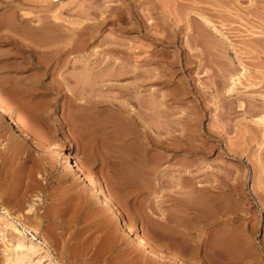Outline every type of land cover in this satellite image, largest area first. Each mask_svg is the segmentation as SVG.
I'll use <instances>...</instances> for the list:
<instances>
[{
	"label": "rangeland",
	"instance_id": "374dc122",
	"mask_svg": "<svg viewBox=\"0 0 264 264\" xmlns=\"http://www.w3.org/2000/svg\"><path fill=\"white\" fill-rule=\"evenodd\" d=\"M199 1L0 0V108L28 134L0 116V264L15 228L39 264H264V0Z\"/></svg>",
	"mask_w": 264,
	"mask_h": 264
},
{
	"label": "bare ground",
	"instance_id": "6f19581e",
	"mask_svg": "<svg viewBox=\"0 0 264 264\" xmlns=\"http://www.w3.org/2000/svg\"><path fill=\"white\" fill-rule=\"evenodd\" d=\"M193 2H194V0H192ZM201 1V0H200ZM199 1V2H200ZM209 1V0H208ZM218 1V0H217ZM224 1V0H223ZM239 1V0H238ZM143 2V1H142ZM145 2V1H144ZM198 1H196V3H197ZM204 2V0H202L201 1V3H203ZM214 2H216L215 0H214ZM140 3V2H139ZM205 3V2H204ZM208 3H210V2H208ZM212 3V2H211ZM232 3V2H231ZM226 4H229V3H226ZM197 5H199V3L197 4ZM210 5V4H209ZM215 5V4H214ZM220 5V4H219ZM259 5V4H258ZM201 6V5H200ZM216 6V5H215ZM218 6V5H217ZM220 7H222V6H220ZM224 7V6H223ZM214 8V7H213ZM209 9V8H208ZM224 9V8H223ZM263 9V8H262ZM219 11V10H218ZM199 14H201V15H204V14H202V13H199ZM253 15V14H252ZM257 15V14H256ZM260 15V14H259ZM258 15V16H259ZM193 16H191L190 18H192ZM193 18H195V17H193ZM201 18V17H200ZM206 18H207V16H206ZM166 19V18H165ZM196 19V18H195ZM194 19V20H195ZM193 20V19H192ZM195 21H197V19L195 20ZM199 21V20H198ZM197 21V22H198ZM204 21H205V23L207 24V25H209L210 26V22L208 21V20H206V19H204ZM212 22H213V20H211ZM177 22V21H176ZM179 22V21H178ZM181 23V22H180ZM196 23V22H195ZM202 23V22H201ZM197 24H200V21L197 23ZM197 24H194L195 25V27H196V25ZM145 25V24H144ZM203 25V23L201 24V25H199L200 27ZM264 25V24H263ZM214 26H216V25H214ZM193 27V25L191 26V28ZM203 27V26H202ZM175 28H177V27H175ZM197 28V27H196ZM208 28L209 27H207V34H209L208 32H211V30L209 31L208 30ZM217 28H218V26H217ZM193 29V28H192ZM204 29V31L203 32H205V25H204V28H202V30ZM219 29V28H218ZM217 29V30H218ZM195 30H197V29H195ZM194 30V31H195ZM221 30V29H220ZM173 32V31H172ZM179 32H180V30H179ZM223 32V31H222ZM221 32V33H222ZM145 33V32H144ZM174 33V32H173ZM181 33V32H180ZM202 33V32H201ZM149 34V33H148ZM195 34V33H194ZM198 34V33H197ZM192 35V34H191ZM202 35V34H201ZM204 35V34H203ZM202 35V36H203ZM206 35V34H205ZM224 35V34H223ZM166 36V35H165ZM198 36H200V35H198ZM207 36H210V37H207ZM206 36V38H200V39H202L203 41H205V39L207 40V42L205 43V44H208L209 45V47L211 48V46H212V43H210L209 41H211V42H213V38H214V36L212 35V33H211V35H207ZM155 37V36H154ZM193 37V36H192ZM194 38H196V36L194 37ZM212 38V39H211ZM197 39V38H196ZM199 39V38H198ZM198 39L197 40H191V42L192 41H194L195 43L197 42L198 44L197 45H199V41H202V40H199L198 41ZM209 39V40H208ZM215 39H218L217 37L215 38ZM164 40V39H163ZM51 41V40H50ZM202 41V42H203ZM215 41V40H214ZM217 41V40H216ZM48 42V41H47ZM53 42H55V41H53ZM209 42V43H208ZM215 43V42H214ZM219 43V42H218ZM43 44V43H42ZM48 44V43H47ZM203 44V43H202ZM205 44H203V47L205 46ZM43 45H45V43L43 44ZM190 45H192V44H190ZM196 45V46H197ZM201 45V44H200ZM214 45V47L212 48V49H210L209 47H207V45H206V47L208 48V49H210V50H216V49H218V46L217 45H215V44H213ZM220 45V44H219ZM222 46H224V45H221V47ZM217 47V48H216ZM207 48H203V54L205 53L204 52V49H206L205 51H207ZM216 48V49H215ZM201 50H202V48H201ZM210 50H208L209 52H210ZM57 51V50H56ZM56 51H55V54H53V56H54V58H55V60H56V62H63V61H61L63 58L64 59H67V58H65L64 56H66V55H64V54H62V53H56ZM191 53V52H190ZM213 53V52H212ZM215 53V52H214ZM211 54V53H210ZM49 55V54H48ZM205 55H206V53H205ZM237 55V54H236ZM86 56V55H85ZM89 56H91V54L89 55ZM196 56H197V54H196ZM67 57V56H66ZM81 57V56H80ZM215 57V56H214ZM237 57H238V55H237ZM84 58V57H83ZM89 57L87 56V58L86 59H88ZM195 58V57H194ZM200 58H202V57H200ZM51 59H52V57H51ZM85 59V58H84ZM217 59V58H216ZM222 59H224V58H222ZM79 60V59H78ZM203 60V59H202ZM202 60H200V61H202ZM212 60H214L213 58H212ZM241 60V59H240ZM65 61V60H64ZM71 61V60H70ZM76 61V60H75ZM184 61V60H183ZM189 61V60H188ZM192 61V60H191ZM207 61V60H206ZM205 61V62H206ZM216 61V60H215ZM234 61V60H233ZM232 61V62H233ZM55 62V63H56ZM72 62V61H71ZM209 62V61H208ZM207 62V63H208ZM73 63H75L74 62V60H73ZM72 63V64H73ZM203 62H201L200 64H202ZM211 63V62H210ZM221 63V62H220ZM225 63V62H224ZM227 63V62H226ZM225 63V64H226ZM70 64V63H69ZM184 64H187V63H184ZM222 64V63H221ZM228 65L227 66H230V65H232V63H227ZM230 64V65H229ZM227 66H222L224 69L222 70H220L222 73L223 72H227L226 70H228L229 72L228 73H230V72H232V74H233V71L231 70L230 71V69H232V68H230V67H227ZM233 66L234 67H238V66H235L234 64H233ZM242 66V65H241ZM70 67V66H69ZM72 67V66H71ZM87 67V66H86ZM201 67H202V65H201ZM221 67V66H220ZM233 67V68H234ZM67 68H68V66H67ZM74 68H76V67H74ZM73 68V69H74ZM77 68H78V66H77ZM85 68V67H84ZM83 68V70H86V69H84ZM90 68V67H89ZM227 68V69H226ZM88 69V68H87ZM235 69V68H234ZM233 69V70H234ZM82 70V71H83ZM225 70V71H224ZM219 71V72H220ZM242 71V70H241ZM220 72V74H222ZM85 73V72H84ZM226 74V73H225ZM224 73H223V75H225ZM245 74V73H244ZM243 74V75H244ZM261 74H263V73H261ZM74 75V74H73ZM91 75V74H90ZM222 75V76H223ZM242 75V76H243ZM85 76V75H84ZM219 76V75H218ZM226 76V75H225ZM228 76H229V74H228ZM227 76V77H228ZM67 76H65V78H66ZM70 77H72L71 75H70ZM75 77V76H74ZM74 77H72V78H74ZM77 77H79V75L77 76ZM81 77V76H80ZM162 77V76H161ZM224 77V76H223ZM226 77V78H227ZM230 77H231V79L234 81V83H236V81L238 80V81H240V78H237V79H234V77L233 76H231L230 75ZM262 77V76H261ZM225 78V77H224ZM223 78V79H224ZM258 78V77H257ZM264 78V77H263ZM86 79V78H85ZM84 79V80H85ZM228 79V78H227ZM259 79L261 80V78H260V76H259ZM258 79V81H260ZM80 80V79H79ZM231 80V81H232ZM65 81V84H67L68 83V80H67V83H66V80H64ZM76 83L77 82H79V81H77L76 79L74 80ZM81 81V80H80ZM263 81V80H262ZM262 81H260V82H262ZM84 82V81H83ZM82 82V83H83ZM225 82L226 81H224L223 82V84H225ZM241 82V81H240ZM80 83V82H79ZM89 83V82H88ZM227 83V82H226ZM256 83H257V81H256ZM238 84V83H237ZM240 84V83H239ZM236 85V84H235ZM238 86V85H237ZM256 86H257V84H256ZM225 87V86H224ZM236 87V86H235ZM234 87V88H235ZM258 87V86H257ZM81 88V87H80ZM223 88V87H222ZM259 88V87H258ZM82 89V88H81ZM237 89V88H236ZM84 90V89H83ZM236 91V90H235ZM234 91V92H235ZM229 93V92H228ZM131 97V96H130ZM228 97V96H227ZM200 98V97H199ZM225 98V97H224ZM230 98V97H229ZM257 100H259L258 98H257ZM203 101V100H202ZM242 102V101H241ZM110 103V102H109ZM113 103V102H112ZM88 104V103H87ZM86 104V105H87ZM122 104V103H121ZM120 104V105H121ZM254 104V103H253ZM256 104V103H255ZM118 105H119V103H118ZM126 105V104H125ZM262 105V104H261ZM263 105H264V103H263ZM84 106V105H83ZM116 105L114 104V107H115ZM122 106V105H121ZM246 106L247 105H245V107H244V110H246L247 111V109H246ZM253 106H256V105H253ZM88 107V106H87ZM92 107H94V106H92ZM117 107V106H116ZM120 107V106H119ZM128 107V106H127ZM127 107H126V110H127ZM152 107V106H151ZM83 108H86V107H83ZM89 108H91V106H89L88 107V109ZM113 108V107H112ZM154 108V107H153ZM157 108V107H156ZM262 108V107H261ZM3 109V108H2ZM1 108H0V116L2 117V120H4V122H6V124L8 123L10 126H12V127H14V131L15 132H17V134H18V136L20 137V138H24V139H28V134L26 133V131L22 128V126L20 125V124H17L16 122H14L9 116H7V112H6V114H5V112H3L4 110H2ZM94 109V108H93ZM119 109V111L121 110L122 111V109L121 108H118ZM255 109V108H254ZM262 109H264V107L262 108ZM128 110H130V111H132V112H134L135 113V111H134V109H133V107H130ZM154 110V109H153ZM241 110V109H240ZM243 110V108H242V110L240 111V112H242V111H244ZM118 111V110H117ZM124 111V110H123ZM253 111V110H252ZM156 112V111H155ZM245 112V111H244ZM250 112H251V110H250ZM249 112V113H250ZM262 112H263V110H262ZM125 113V112H124ZM133 113V114H134ZM140 113V112H139ZM157 113V112H156ZM248 114V113H247ZM140 115V114H139ZM129 121V120H128ZM131 121V120H130ZM139 121V120H138ZM256 123H258V124H264V115H263V117H260L259 119H256ZM145 128V127H144ZM261 129H262V127H261ZM13 130V129H12ZM264 131V130H263ZM175 135V134H174ZM177 136V135H176ZM161 144V143H160ZM61 162L65 165V166H67V167H69V168H72V169H74L76 172H78L80 175H81V177H82V181L83 182H85L87 185H88V187H90L91 188V190H92V194H95V195H97L98 196V198L103 202L102 204H104L105 206H107V207H109V208H111V209H114L115 207L112 205V202L111 201H109L108 200V198H107V194H105V190H102V188H99L98 186H97V184H96V182L94 181V179H93V176L91 175V173L88 171V169H86L85 167H83L82 165V167L80 166V165H78L76 162H73V161H71L65 154H62L61 155ZM180 177V176H179ZM182 178V177H181ZM188 178V177H187ZM184 180V179H183ZM180 182V181H179ZM182 182V181H181ZM186 182V181H185ZM187 183V182H186ZM191 183V182H190ZM181 184V183H180ZM193 185V184H192ZM198 185V184H197ZM197 185H196V187H197ZM176 186V185H175ZM190 186V185H189ZM204 186V185H203ZM181 187V186H180ZM194 187V186H193ZM203 188V187H202ZM179 189V188H178ZM197 189H199L198 187H197ZM204 189V188H203ZM209 190V189H208ZM186 191V190H185ZM180 192V191H179ZM182 194V193H181ZM187 194V193H186ZM205 195V194H204ZM206 195H208V194H206ZM210 195H212V194H210ZM209 195V196H210ZM202 199H203V197H202ZM206 199V198H205ZM209 199V198H208ZM222 204V203H221ZM32 210V206L29 208V211H31ZM113 212V211H112ZM115 214V213H114ZM116 215V214H115ZM118 219H120V218H118ZM120 225H123V223H121ZM124 226V225H123ZM15 228V227H14ZM15 230H16V232H18V236L15 238V240H14V243H13V245H11V247H8L9 248V253H10V255H11V264H39V263H41L42 261H43V259L47 256V254H46V252H45V250H43V246H42V244H41V242H39V241H37L36 240V238L34 237V236H32L30 239H27L24 235L25 234H23L19 229H17V228H15ZM224 231H225V229H223ZM127 232H130V229H127ZM224 234V233H223ZM135 236V235H134ZM146 240V238H143V237H141V238H137V237H135V240H137V242L138 243H140V244H146V242H145V240ZM221 240V239H220ZM218 242V241H217ZM147 246H148V248L149 249H151L152 250V252L153 253H155L157 256H159L160 258H163V259H168V256L163 252V251H161V250H159V249H156V248H154L153 246H151V245H149V244H147ZM7 248V249H8ZM107 249V248H106ZM48 264H52L51 262H48Z\"/></svg>",
	"mask_w": 264,
	"mask_h": 264
},
{
	"label": "crops",
	"instance_id": "0c3cea01",
	"mask_svg": "<svg viewBox=\"0 0 264 264\" xmlns=\"http://www.w3.org/2000/svg\"><path fill=\"white\" fill-rule=\"evenodd\" d=\"M134 165H138V164L137 163H134ZM83 247L84 248H88V247H90V245L89 244H85Z\"/></svg>",
	"mask_w": 264,
	"mask_h": 264
}]
</instances>
